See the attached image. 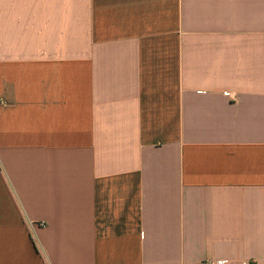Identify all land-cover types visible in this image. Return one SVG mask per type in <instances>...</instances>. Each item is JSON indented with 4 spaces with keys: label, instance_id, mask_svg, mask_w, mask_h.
<instances>
[{
    "label": "crops",
    "instance_id": "obj_1",
    "mask_svg": "<svg viewBox=\"0 0 264 264\" xmlns=\"http://www.w3.org/2000/svg\"><path fill=\"white\" fill-rule=\"evenodd\" d=\"M264 264V0H0V264Z\"/></svg>",
    "mask_w": 264,
    "mask_h": 264
},
{
    "label": "built area",
    "instance_id": "obj_2",
    "mask_svg": "<svg viewBox=\"0 0 264 264\" xmlns=\"http://www.w3.org/2000/svg\"><path fill=\"white\" fill-rule=\"evenodd\" d=\"M201 264H214L213 262H203Z\"/></svg>",
    "mask_w": 264,
    "mask_h": 264
}]
</instances>
